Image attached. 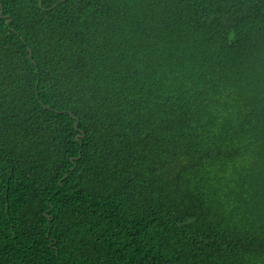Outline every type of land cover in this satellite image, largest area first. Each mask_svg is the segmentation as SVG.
<instances>
[{
    "label": "trees",
    "instance_id": "1",
    "mask_svg": "<svg viewBox=\"0 0 264 264\" xmlns=\"http://www.w3.org/2000/svg\"><path fill=\"white\" fill-rule=\"evenodd\" d=\"M0 13V264H264V0Z\"/></svg>",
    "mask_w": 264,
    "mask_h": 264
},
{
    "label": "water",
    "instance_id": "2",
    "mask_svg": "<svg viewBox=\"0 0 264 264\" xmlns=\"http://www.w3.org/2000/svg\"><path fill=\"white\" fill-rule=\"evenodd\" d=\"M40 5H42V3H40ZM1 13H2V11H1ZM1 13H0V14H1Z\"/></svg>",
    "mask_w": 264,
    "mask_h": 264
}]
</instances>
